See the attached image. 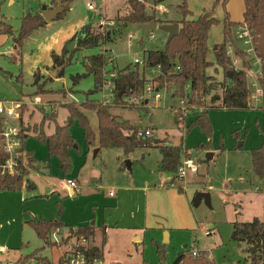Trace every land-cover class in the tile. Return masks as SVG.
<instances>
[{
    "label": "rangeland",
    "instance_id": "obj_1",
    "mask_svg": "<svg viewBox=\"0 0 264 264\" xmlns=\"http://www.w3.org/2000/svg\"><path fill=\"white\" fill-rule=\"evenodd\" d=\"M52 1L0 0V19H6L7 23L12 25L16 31L20 29L22 18L28 11L39 13L42 11L43 6L52 4ZM126 1L74 0L63 18L52 20L50 26L39 31L44 35L43 38L52 34L56 35L58 31L61 32L63 27L68 25H74L79 32V29L85 24L91 23L95 26L101 14H105L109 19H116L125 15L127 9ZM89 3L93 4L95 10L89 9ZM184 4L190 11L187 17L188 20L197 19L205 13H210L219 20L211 28L208 36V45L210 47L208 60L212 62L208 73L214 76L217 81H221L222 69L216 64L213 47L224 40L226 10H228L232 19L239 22L243 20V0H229L226 10L218 0H162L159 4H156L154 0H147L146 5L150 14L153 13L154 9L157 10L160 5L166 9L164 13L156 12V19L159 22L153 31V39L150 38L149 34H145L142 25L128 24L121 25L118 31L113 34L112 39L99 46L77 48L78 40L84 38L81 33H78L74 41L76 46L70 51L73 55L72 62L65 67L64 74L61 77L50 78L46 83L45 80L49 77H45L41 81V84L45 83V86L40 93L41 96H39L40 103L33 102L36 95L33 98L29 95L24 96L27 108L26 106L23 108V110L26 108L23 113V125L30 129L25 132L28 136L25 138L24 146L26 151H33L35 156L41 160V164L48 168L46 170L43 169L45 172L40 173L37 172L38 170L35 167L30 169L31 174L29 177L32 178V175H35L39 181H35L40 184L37 190H40L43 185L40 180L45 181L50 177H55L52 178L53 181L59 183L63 179V171L58 165L57 159L49 156L47 145L36 137L32 130L33 127L42 123L46 112H49L51 107L55 106L56 110H58L56 115L57 122L64 124L68 117L66 102L75 101L79 104L85 102L102 103L104 99H110L108 87L105 85L101 89L93 91L95 78L92 74L75 80L77 75L86 74V68L83 63L84 58L98 53L105 54L108 58L106 70L113 68L116 70L124 69L130 64H135L136 58L142 61L146 50H162L165 48L169 33L161 28L162 24L160 22L161 20H182L184 15L181 6ZM238 27L236 26L233 29V39L238 45L243 46V41L238 38ZM41 34H34L38 43L41 42ZM132 34L135 36L132 38V44L130 45L129 40ZM36 42L33 36H29L24 41L23 46L18 48L23 59L22 65L17 64L14 45L11 46L10 43H7L4 46L1 52L7 56L4 55L5 57L0 59V67L2 68L0 69L1 86L3 85L4 87L6 85L8 87L9 81L16 83V76L22 71L26 83L21 86L23 91L27 94H33L36 90L38 91V86L34 84L33 75L28 74L29 60L26 56L37 49ZM3 69L13 73L14 78L8 77ZM217 92L221 94V90ZM160 93L161 98L157 99L154 97V93L152 94L147 107H143L140 102H138L136 107L115 104L111 106V112L120 115L122 118L129 119L133 125L138 126L140 129L153 128L156 138L160 140H163L164 137L169 138L168 144H179L183 136L184 145L189 148V152L199 169L194 182L187 188L186 183H188V180L194 179L195 176L189 177L184 186L187 189L205 188L206 191L204 192L209 194L210 203L208 204L205 199H202L198 204L192 203L191 210L196 221L195 227H173L172 234L176 239L170 240L166 245V260L160 261L158 248L156 247L155 249L156 245L154 246V244L146 250L144 258L148 264H172L178 254L184 250L185 244H189L192 247L196 243L197 247L201 250H206L210 258L217 264H238V262H243L247 255L246 249L249 247V243L244 240L233 239V224L236 221H252L254 218L264 220V194L255 190V186H261V181L253 174L251 160V151L264 145V106L258 109L252 100L253 108L230 110L221 108L220 101H217L219 108L210 109L208 112V117L213 127L212 136L209 137L202 132L199 125L193 124L194 115L187 117L186 125H188L189 130H181L175 120V115L171 111V106L176 105L178 99L172 97L169 92L165 93L164 89H161ZM11 99L13 97L10 96L3 97L0 100ZM209 100L208 98L207 102ZM131 101L133 102V100ZM83 111L87 114L92 128L98 132L99 125L96 111L85 108H83ZM150 117H152V120H150ZM55 126L56 121L46 120L43 127L45 133H53ZM74 127H77L82 134V141L80 142L76 139L78 149L74 150V153L80 156L81 149L87 148L88 145L86 146V143H84L83 127L78 122L74 123L71 127L73 133ZM89 148L92 149L87 157L88 161L83 170V178L92 179L90 178L91 163L95 164V166L97 165V167L105 163L106 180L111 179V176L115 179V173H118L115 169L116 160L118 159L117 153L122 152L124 154L123 150L104 148L103 156L105 159L103 161V156L95 160L93 158L94 147L91 146ZM149 152L152 153L151 157L148 154ZM210 154H213V156L208 160L207 158H209ZM86 155L87 153L84 152L83 158ZM158 155H160V150L155 145L140 147L131 153L129 157H124L123 161L120 162L124 168H127L128 161H130L132 163L131 172L135 173V175L140 173L143 177L146 173L145 161L155 165ZM131 172L128 171V174L131 175ZM71 173L72 169L66 175L64 174V178H67V180L72 179L70 177ZM178 184L181 183L176 181V185ZM18 192L28 191L25 186L17 191L0 189V211L2 213L0 222L4 223V226L0 227V264H15L21 255L30 254L37 249H41V255L46 256L51 264H59V259L62 257L67 260L75 243L77 245L80 244L79 242L72 239L68 245L64 246L47 244L46 241L37 236L30 225L23 223L24 220L32 219L33 212L41 213L44 207L49 209L46 211L47 214H51L54 205L62 206L61 198L58 199L56 204L55 196L50 195V193H38L33 195V197L32 195L26 196L21 200V204L17 206L15 197ZM108 192L109 189L104 194ZM59 212L60 210L57 211L56 217L52 220L58 218ZM22 214L25 217H22ZM22 218H24L23 222ZM23 224L25 225L24 232H22ZM207 231H211V233L207 234ZM164 237L165 233L163 232L162 240H164ZM50 240L54 242L53 236H50ZM143 249V245L139 246L138 251H140L141 256ZM61 252L63 253L62 256ZM186 252L183 251V253ZM96 264H103V261Z\"/></svg>",
    "mask_w": 264,
    "mask_h": 264
},
{
    "label": "trees",
    "instance_id": "obj_2",
    "mask_svg": "<svg viewBox=\"0 0 264 264\" xmlns=\"http://www.w3.org/2000/svg\"><path fill=\"white\" fill-rule=\"evenodd\" d=\"M74 0H53L52 6L62 5L64 10L56 19L63 18L69 9L70 4ZM229 0H218L221 2L224 9H227ZM245 10L243 20L235 22L231 19V15L226 10L224 19V40L220 44L213 47L215 60L218 67L222 69V79L217 81L214 76L208 73V69L212 66V62L208 60L210 47L208 45V36L211 28L219 22L210 13H205L197 19L188 20L190 13L186 4L181 6L184 15L182 20L162 21L161 24L178 23L179 33L166 43L162 50H146L143 63L130 64L124 69L109 70L114 71L116 75L113 77L115 81L116 96L113 103H90L85 102L78 104L75 101L66 102L65 106L68 109V118L65 124L56 123L55 131L48 135L44 131V123L46 120L56 121V107L46 112L41 124H36L33 127V132L42 142H44L49 151L50 157H55L59 160L63 174H67L72 169V156L70 151L78 149L76 139L72 135L71 127L78 122L84 129V138L88 146H95L98 143L102 148H122L126 155L131 154L135 149L140 147H151L156 145L162 152V161L160 163L163 171L174 174L172 184L177 179V171L182 162L183 157H191L187 148L184 146V137L182 136L181 143L177 146L168 145L166 142L159 141L155 138H143L138 135L140 128L130 123L129 120H124L118 115L111 112V106L118 104L122 106L136 107L138 101H131L133 98H138L145 91L147 82L151 80L156 88H167L174 98H181L188 95L189 102L201 108L197 112V118L192 121L201 127L202 132L209 137L212 136L213 127L208 117L210 109L219 108L216 104L220 101V107L225 109L246 110L252 108L250 102V89L245 72H237L232 66L231 58L228 56V43L234 41L233 29L236 26L246 25L255 37V48L258 56L264 59V0H243ZM147 0H127V10L125 15L115 19L116 25L111 27L110 34L94 32V26L91 23L85 24L79 33L84 38L78 40L77 48L96 47L100 44L112 39L121 25L136 24L144 25L148 22V16L153 15L156 19L157 10L154 9L150 14L147 5ZM156 4L162 0H154ZM157 21V19H156ZM159 22V21H157ZM47 20L41 12L32 13L28 11L22 18L21 27L18 31L13 29V26L0 19V33L12 36L14 44L22 47L24 41L32 35L35 30L45 27ZM77 34L65 43L61 54L52 52L53 67L59 69L58 76L64 74V69L72 62V53L68 51V44L75 41ZM236 52L243 58L245 65H250L246 59V54L243 49L236 46ZM86 68V74L77 75L75 80L92 74L95 78V88L97 91L102 88L107 78L104 76V71L107 68L108 58L103 53L94 54L85 57L83 60ZM159 67L161 73L151 78V70ZM40 71L34 74V79L38 86V93L44 90V84L51 77L45 80V83H39ZM264 84V82H263ZM220 86V87H219ZM220 89H219V88ZM221 90V94L217 91ZM210 99L207 102V99ZM209 103V104H208ZM143 107H147V103L141 102ZM27 108V106H26ZM25 108V109H26ZM83 108L94 110L97 113L99 132L93 130L87 114ZM23 110V113L25 111ZM181 114H175V120L182 128ZM22 129L21 137L25 143L26 131L30 130L23 125V114L21 116ZM189 130V127L187 128ZM252 170L255 177L261 181V186H264V145L261 148L251 151ZM36 159L33 154L27 151V163L23 166L22 175H1L0 174V189L8 191L21 190L25 183L27 172L34 167ZM182 189V187H180ZM183 190V189H182ZM62 209L60 210L61 214ZM61 216V215H60ZM60 216L54 220L30 221L29 225L34 229L37 236L50 245H68L72 239L77 242L85 240L87 244L75 243L70 254L81 252L85 255L87 264H96L104 260V245L106 236L103 234L101 243L95 244L98 229L93 225L80 226L76 229L66 227ZM234 229L232 237L235 240H244L249 243L246 249L247 255L243 262L238 264H264V220L254 218L252 221L241 222L236 221L233 224ZM56 228H61L60 242H52L50 236ZM66 231V232H65ZM258 245L257 251L252 253V248ZM196 243L192 248H196ZM160 260L165 259L166 251L164 246H157ZM68 263L64 257L60 258L59 264ZM15 264H51L46 256L41 255V249L26 255H21ZM174 264H217L210 258L209 253L204 250H199L197 257H192L190 250L186 253H181Z\"/></svg>",
    "mask_w": 264,
    "mask_h": 264
},
{
    "label": "crops",
    "instance_id": "obj_3",
    "mask_svg": "<svg viewBox=\"0 0 264 264\" xmlns=\"http://www.w3.org/2000/svg\"><path fill=\"white\" fill-rule=\"evenodd\" d=\"M51 6H52L51 4L47 5L48 9L54 8ZM244 10H245V6H244ZM41 13H43V9ZM232 20L235 22H239L234 19ZM4 21L7 22L6 19H4ZM50 24L51 22L47 21L46 26L43 28L50 26ZM81 28L79 29V32ZM41 29L42 28L35 30L31 35L34 37L35 42H36V38L34 34L35 33L41 34V32L39 31ZM79 32L78 30H76V27L74 25H68L66 27H63L61 32L58 31L56 35L54 34L55 36L52 34L50 36L43 38L44 35L41 34V42L40 43L36 42L37 49L31 52L30 54L26 55L27 59L29 60L28 74L33 75L34 77V74L37 71H40L41 76L38 79L39 83H41V81L45 79V77H51V78L60 77L58 76L59 69H55V70L52 69L53 67L52 52L55 51L56 53L61 54L65 46V43ZM7 43H10L11 46L14 45V50H16L15 55L17 56L16 57L17 64L22 65L23 59L21 58V53L18 51L19 47L14 44L12 36L1 33H0V59L7 56L3 52H1L4 46L7 45ZM0 69L2 68L0 67ZM5 72L7 73L6 75L8 77L14 78L13 73H11L10 71H5ZM5 79L7 80V78ZM15 81L16 83L13 81H9L8 87H6V85L4 87L3 85L2 86L0 85V99H2L3 97H10V96L13 97V99H19V98L24 99L25 95H29L31 96V98H33V96L35 95H36L35 97L41 96L40 93L39 94L36 93L37 90L33 94L32 93L27 94L23 91L21 86L22 85L24 86L26 83L22 71H20L19 75L16 76ZM54 107H51V109ZM56 109L54 111H58ZM192 115L195 116L193 117V121H194L197 118V112H195ZM118 116L122 118L120 115ZM122 119L129 120L125 118ZM150 120H152V117H150ZM56 123H58L57 120ZM141 129L153 130V128L150 127L141 128ZM180 129L182 130V128ZM93 130L96 132L95 129ZM71 132L72 135L75 134L74 135L75 139L79 140L80 142L82 141V134L79 132L77 127H74V133H73V129H71ZM98 132H96V134ZM155 139L162 141V143L166 142V144H168L167 141L169 138L164 137L163 140H160L158 138ZM84 143H86V141ZM179 144H174V145L168 144V145L177 146ZM85 145L87 146V144ZM89 147L91 146H87V148L86 147L82 148L80 156L74 153V150H76L77 148L70 151L72 156V173L70 174V177L77 182L78 189H80V193L77 192L76 188H73L70 185H68L67 178H64L65 177L64 174H62L63 179L59 183L53 181L52 178L55 177H50L45 181L40 180V182H42L43 185L40 190H37L38 186H40V184L36 183L39 182L37 180V176L32 175V178L29 177V175L31 174L30 172L31 168L28 170L27 172L28 174L26 177L27 181L24 185L28 192L17 193L15 197L17 206L21 204V200L24 199L26 196L32 195L33 197V195L38 193H50V195L55 196L56 204L58 203V199L61 198L62 206L58 207L54 205V207L51 210V214H47L46 211L49 209L46 207H44L41 213L39 214L33 212L32 219L28 221L24 220L23 222L24 218H22V222L24 224L29 225V222L34 220L54 221L52 219L56 217L57 211L62 209L61 214H58L57 217L61 215L60 218L62 217L61 220L64 222L66 227H72L76 229L80 226H88V225L95 226L98 229L97 237L95 239V244L97 245L101 243L102 240L101 238L103 237V234L106 236V242L104 245L105 254H104L103 264L104 263L140 264L141 262H142L141 264H148L147 260L144 257H145V252L149 248V246L151 247L154 244V246L156 245L155 249L158 245L164 246L166 250L167 243H169L170 240L173 241L174 239H176V237L173 236L172 234L173 227L188 228V227L196 226V221L193 217L192 214L193 212L191 210L192 203L194 202V198L197 192L206 191V189L205 188L187 189V188L190 186L192 182H194L198 174L194 177V179L188 180V183H186L187 182L186 181V182H180L181 184L176 185V181H177L176 179L172 184L174 174L171 172L163 171L161 169L160 163L162 161L163 156L160 148L157 146V148L160 150V155H158L157 157V162L154 165L150 162L145 161L146 173L143 177L140 173L135 175V173L131 172L132 163H130V161H128L129 163L127 168L123 167V164H121L120 161H123L124 157H129L130 154L126 155L125 153L123 154L121 152V153H117L118 159L116 160L117 164L115 165V169L117 170L118 173H115V179H113V177L111 176V179L106 180L107 177L105 175L106 170L104 168L105 166L104 162H103L104 164L99 167L91 163L92 169H91L90 178L92 179L83 178V170L86 167V163L88 161L87 157L92 149ZM92 147H94L93 158L95 160L100 158V156H103L104 148L100 146L98 141L97 144ZM186 148L188 150V153L190 154L189 148L188 147ZM107 149L123 150L122 148H107ZM27 151L31 152L34 158L36 159V163L34 164V167L38 170L36 171L38 173L45 172L43 169L46 170L47 166L45 167L44 165L41 164L40 162L41 160H39L35 156L33 151L31 150H27ZM84 152H86L87 155L83 158ZM148 154L151 157L152 153L149 152ZM190 156L192 157L191 154ZM102 159L104 161L105 159L104 156L102 157ZM57 163L60 166L58 159H57ZM82 163L83 165L81 166ZM128 171L131 172V175L128 174ZM184 183L187 184L186 185L187 188H185ZM180 187H182L183 190ZM107 189H109V192L107 194H104V192ZM66 198H68V200L65 201ZM0 215H2L1 211H0ZM22 217L25 216L22 214ZM39 217L41 218L39 219ZM91 220L93 221L91 222ZM0 223H1L0 227L4 226L3 222ZM24 231H25V225L23 226L22 229V232ZM163 232L165 233L164 240H162ZM166 233H168L167 234L168 236L166 235ZM79 243L87 244L85 240H81L79 241ZM141 245L144 246V249L142 250L143 257L141 256L140 251H138L139 246ZM189 247H190L189 244H185L183 251H188ZM196 248L199 249L197 246ZM183 251H181L178 254V256L176 257V259L172 264L175 263V261L177 260L179 255L183 253ZM62 254L63 253L61 252V256ZM166 258H167V253L165 255L164 260H166Z\"/></svg>",
    "mask_w": 264,
    "mask_h": 264
},
{
    "label": "built area",
    "instance_id": "obj_4",
    "mask_svg": "<svg viewBox=\"0 0 264 264\" xmlns=\"http://www.w3.org/2000/svg\"><path fill=\"white\" fill-rule=\"evenodd\" d=\"M89 9L95 10L93 4H88ZM128 9V8H127ZM126 9V10H127ZM159 13L166 12V9L160 5L157 9ZM116 25L115 19H109L105 14L99 16L96 25L94 26V32L105 33L108 31L110 34V28ZM238 38L243 41V46L238 45L235 41L228 43V56L231 58L232 66L237 72H245L248 80V87L250 89V102L249 104L253 108L251 101L255 102L256 108H263L264 106V59L258 56L255 48V37L251 33L250 29L246 25H240L238 27ZM150 38H154V33H148ZM135 35H130V42L132 44V38ZM236 46L245 51L246 59L249 60L250 65H245L243 58L237 54ZM136 62L142 64L137 58ZM161 73L159 67L151 70V78ZM116 75L114 71L109 73V70L104 71V76L107 78L104 85L108 87L110 93V99H104L102 103L109 104L115 101L116 90L115 81L113 77ZM103 85V86H104ZM156 85L149 80L147 82L145 91L138 98H133V101L149 103L152 94L154 97L161 98L160 90L164 89L165 93H168L167 88H156ZM34 103H40V98L35 97ZM27 106L24 99L13 100H0V174L1 175H22L23 166L27 163V151L25 149L23 139L21 137V116L23 114V108ZM264 109V108H263ZM173 114H181L180 119L184 121L182 123V130L187 131L188 125H186L187 117L194 114L196 111H201V108L189 102L188 95L178 99V103L171 107ZM138 135L143 138H156L152 129H140ZM198 165L192 157H184L177 171V181L186 182L189 177H194L198 174ZM68 185L78 189V184L74 179L67 180ZM255 190L264 194V186H255ZM61 228H56L52 233L54 242H60L61 240ZM210 234L211 231H207ZM192 257L199 255V249H190ZM68 264H87L86 257L83 253L77 252L69 255ZM11 264V263H6Z\"/></svg>",
    "mask_w": 264,
    "mask_h": 264
},
{
    "label": "water",
    "instance_id": "obj_5",
    "mask_svg": "<svg viewBox=\"0 0 264 264\" xmlns=\"http://www.w3.org/2000/svg\"><path fill=\"white\" fill-rule=\"evenodd\" d=\"M64 10V7L62 5L56 6L54 8L48 9V7L45 5L43 6V13L42 15L44 16V18L48 21L51 22L52 20L56 19L57 16L62 13ZM158 22L156 21V19L154 18L153 15L148 16V22L146 24L143 25V28L145 30V34H148L149 32H153L156 27H157ZM161 28L163 30H165L166 32L169 33V37L167 40V43H170L171 40L179 33V24L178 23H170V24H162ZM75 42L71 41L67 48L68 51H72L74 46H75ZM213 156V154L209 155V158H207L208 160H210V158ZM129 163V162H128ZM210 196L207 192L204 191H199L197 192V194L195 195L194 198V203L198 204L202 199H205L207 201V203L209 204L210 202ZM168 233H166L167 235ZM168 236V235H167ZM166 241V240H165ZM258 245H255L251 252L254 253L257 251Z\"/></svg>",
    "mask_w": 264,
    "mask_h": 264
}]
</instances>
